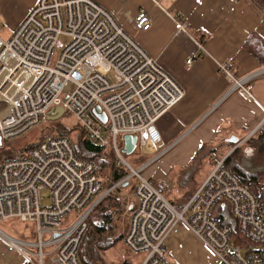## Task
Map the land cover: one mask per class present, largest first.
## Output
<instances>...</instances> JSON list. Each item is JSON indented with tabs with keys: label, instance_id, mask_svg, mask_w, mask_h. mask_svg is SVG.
<instances>
[{
	"label": "built area",
	"instance_id": "1",
	"mask_svg": "<svg viewBox=\"0 0 264 264\" xmlns=\"http://www.w3.org/2000/svg\"><path fill=\"white\" fill-rule=\"evenodd\" d=\"M133 28L148 31L149 14L137 13ZM217 65L228 82L226 94L254 100L251 83L264 78V67L238 78L231 63ZM17 73L14 91L10 79ZM3 84L11 85L9 101L0 98L1 143L45 124L48 111L61 106L88 141L110 146L115 166L132 172L104 190L95 162L78 157L73 143L61 136L0 162V224L12 219L34 223L36 241L14 239L1 230L0 240L22 253L27 264H46L45 258L48 264H82L79 248L87 217L133 178L135 204L123 242L135 255H144L141 264H170L164 246L179 224L204 243L216 264H264V205L225 167L228 155L211 159L209 175L182 204L167 199L168 179L151 181L123 158L125 136H136L141 147L162 145L157 122L184 90L105 8L93 0H37L12 36L0 37V90ZM97 106L106 115L105 124L92 114ZM263 126L264 114L254 133ZM72 212L76 219L63 226ZM223 212L235 221L247 246L234 244L232 230L222 223Z\"/></svg>",
	"mask_w": 264,
	"mask_h": 264
},
{
	"label": "crops",
	"instance_id": "2",
	"mask_svg": "<svg viewBox=\"0 0 264 264\" xmlns=\"http://www.w3.org/2000/svg\"><path fill=\"white\" fill-rule=\"evenodd\" d=\"M93 1L105 8L184 90L183 98L157 122L162 145H146L152 148L153 155L138 153L131 159L147 179L175 182L179 189L169 201L182 204L209 175L211 159L226 157L259 133L254 131L264 114V78L251 83L255 101L236 92L226 94L228 82L217 64L231 63L232 73L238 78L264 67V61H259L245 47L251 34L264 39V13L251 0ZM19 2L0 0V26L9 31L6 35L0 32L4 40L12 36L37 0H31L16 14ZM140 11L151 18V28L146 32L133 28V19ZM189 59L192 62L188 66ZM137 146L141 148L138 143ZM206 157L210 167L206 164L197 182L195 175ZM179 227L167 238V255L169 252L174 256L188 242L200 244L213 255L186 226ZM0 264L27 263L22 253L0 240Z\"/></svg>",
	"mask_w": 264,
	"mask_h": 264
},
{
	"label": "trees",
	"instance_id": "3",
	"mask_svg": "<svg viewBox=\"0 0 264 264\" xmlns=\"http://www.w3.org/2000/svg\"><path fill=\"white\" fill-rule=\"evenodd\" d=\"M251 1L264 13V0ZM245 47L259 61H264V39L261 36L251 34ZM48 123L52 125L47 129L50 135L68 138L70 134L76 133L73 146L77 156L95 162L98 172L104 173L107 188L129 174L126 169L115 166L114 154L111 150L88 141L83 136L78 124L67 126L58 121H49ZM246 146L255 150L256 157L263 162V165H253L248 156L240 154L241 146L226 157L224 165L264 205V126L255 137L246 140ZM13 155L15 154L0 156V162ZM124 212V192L121 190L111 192L93 209L87 219V231L79 248V259L82 264H105L100 253L109 250L117 240L114 236L120 225L119 218ZM221 218L222 223L232 229L235 243L248 245V242L240 236L237 226L228 212H223Z\"/></svg>",
	"mask_w": 264,
	"mask_h": 264
},
{
	"label": "rangeland",
	"instance_id": "4",
	"mask_svg": "<svg viewBox=\"0 0 264 264\" xmlns=\"http://www.w3.org/2000/svg\"><path fill=\"white\" fill-rule=\"evenodd\" d=\"M30 2L31 0H20L19 4L16 7L15 13L19 14V12L23 11ZM2 29L3 28L0 26V32L3 33V35H6L9 32L7 31V29H3V30ZM9 85L10 84H8V86ZM1 97L2 94H0V98ZM5 98L7 99L9 97H5ZM0 108H2V106H0ZM48 122L49 121H47L45 124L37 125L16 138L3 141L0 147V156L3 157L6 154L8 155L17 154L19 151H23L24 153H27V150L29 149L30 146L36 145L37 143H39L40 141L46 138L55 137L54 135H50L47 130L49 129V127L52 126ZM58 122L67 126H73L78 123L76 119L67 115H64L61 119L58 120ZM75 136L76 133H72L68 136V139L73 144L76 138ZM118 143L120 145V142ZM106 149L110 150L111 147L109 146ZM239 152L240 154H243V156L245 157L248 156L250 162L253 165H263V162L256 157L257 155L255 153V150L253 148H247L246 141H244V143L241 144ZM138 153H142L146 156H150L153 155L154 152L152 151V148L150 146H144L141 148L137 146L134 152L131 153L130 155H123V158L134 169H137V166L133 164L131 159ZM207 158L208 157L203 159V161L199 166L200 171L195 175V180L197 179L196 180L197 182L198 180L199 181L201 180L200 176L202 175L203 169L207 167L206 164H208L210 167V162ZM103 174L101 171L98 172L99 179L103 186V189L106 190L107 187ZM171 183L172 185H171L170 195L167 197L168 200H171L176 195V190L179 189L174 184L175 182L172 181ZM135 184H136V180L132 179L127 188L120 187L119 189H117L124 192L125 212L119 218L120 225L118 227V232H116L114 236L115 239H117L114 245L109 250L100 253L105 264H141L144 260V255H135L127 248V246L123 242V236L126 234L128 229L129 215L132 210L131 207L133 208L135 204L134 202ZM41 194L44 199V203L48 202L47 191H43ZM76 217L77 214L75 212H72L69 215H67L63 220V226L70 225L76 219ZM180 225L182 224H179L176 228H181L179 227ZM0 230L14 239H18V240L22 239L23 241H27V242L36 241V236L34 235V230H36V225L34 223L32 224L24 223L18 219L7 220L0 224ZM241 245H244V243H242ZM176 251L177 253L174 256H171V254L168 252L167 257L170 264H211L213 262L214 264H216V259L214 258V256L210 252H208L205 248L202 249L200 244L198 246V244L188 242L187 247L180 248L179 250ZM45 263L48 264V259L46 258H45Z\"/></svg>",
	"mask_w": 264,
	"mask_h": 264
},
{
	"label": "water",
	"instance_id": "5",
	"mask_svg": "<svg viewBox=\"0 0 264 264\" xmlns=\"http://www.w3.org/2000/svg\"><path fill=\"white\" fill-rule=\"evenodd\" d=\"M92 114L102 124L106 123V115L99 106L95 107L92 110ZM63 116H64V109L61 106H58L48 111L46 119L47 121L55 122L61 119ZM137 142L138 139L136 136H130V135L125 136L123 138L122 153L124 155H130L131 153H133L134 150L136 149ZM0 145H1V141H0Z\"/></svg>",
	"mask_w": 264,
	"mask_h": 264
},
{
	"label": "bare ground",
	"instance_id": "6",
	"mask_svg": "<svg viewBox=\"0 0 264 264\" xmlns=\"http://www.w3.org/2000/svg\"><path fill=\"white\" fill-rule=\"evenodd\" d=\"M17 76H18V73H17L16 75H13L12 78L10 79V80H11L10 83H13V84H12V85H13L12 88L14 89V91H16L17 88H18V86H19V84H18V82H17ZM10 85H11V84H10ZM5 86H6V90H5V89L3 90V88H4ZM7 88H8V85L3 84V87H2V89L0 90V94H2V97H4V98H5V97H9V95H8V93H7ZM9 98H10V97H9ZM9 98H7V99L5 98L6 101H9ZM110 150H111V149H110ZM111 151H112V150H111ZM112 153H113V151H112ZM134 170H135V171H139L140 169H139V170L134 169ZM134 170H133V171H134ZM129 173H131V175H132L131 170H130ZM128 175H129V174H128ZM125 177H126V176H125ZM123 178H124V177H123ZM123 178H122V179H123ZM122 179H121V180H122ZM133 179H135V178H133ZM121 180H119V181H121ZM131 180H132V179H131ZM135 180H136V179H135ZM119 181H118V182H119ZM118 182H116L115 184H117ZM129 183H130V181L127 182V183H125V184H123V185H121L120 187L127 188V187L129 186ZM120 187H118L117 189H119ZM117 189H116V190H117ZM114 191H115V190H114ZM101 202H102V201H101ZM97 205H98V204H97ZM97 205H96V206H97ZM96 206H95V207H96ZM95 207H94V208H95ZM92 211H93V210H92ZM92 211H91V212H92ZM90 214H91V213H90ZM90 214H89V215H90ZM88 217H89V216H88ZM88 217H87V219H88ZM87 219H86V223H87ZM233 221H234V220H233ZM234 222H235V221H234ZM225 226H227V225H225ZM228 227H229V226H228ZM229 228H230V227H229ZM230 229H231V228H230ZM231 230H232V229H231ZM240 236H242V235L240 234ZM242 238H243L244 240H246L244 236H242ZM198 239H199V238H198ZM199 240H200V239H199ZM200 241H201V240H200ZM201 242H202V241H201ZM233 242H234V244H237V243H235V239H234V238H233ZM246 242H248V244H249V241L246 240ZM202 243H203V242H202ZM203 244H204V243H203ZM237 245H239V244H237ZM240 246H247V245H240ZM164 247H165V246H164ZM165 250H166V248H165ZM166 256H167V250H166ZM167 258H168V257H167Z\"/></svg>",
	"mask_w": 264,
	"mask_h": 264
}]
</instances>
